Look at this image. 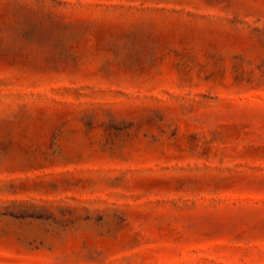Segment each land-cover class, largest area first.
I'll use <instances>...</instances> for the list:
<instances>
[{
    "label": "rangeland",
    "instance_id": "1",
    "mask_svg": "<svg viewBox=\"0 0 264 264\" xmlns=\"http://www.w3.org/2000/svg\"><path fill=\"white\" fill-rule=\"evenodd\" d=\"M0 264H264V0H0Z\"/></svg>",
    "mask_w": 264,
    "mask_h": 264
}]
</instances>
